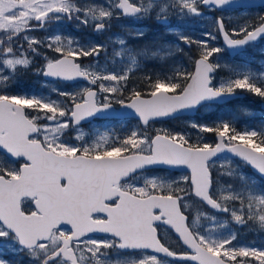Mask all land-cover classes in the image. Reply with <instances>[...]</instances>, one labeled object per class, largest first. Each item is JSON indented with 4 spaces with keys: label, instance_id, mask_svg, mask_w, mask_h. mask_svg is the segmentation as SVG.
Wrapping results in <instances>:
<instances>
[{
    "label": "snow or ice",
    "instance_id": "6c2138e0",
    "mask_svg": "<svg viewBox=\"0 0 264 264\" xmlns=\"http://www.w3.org/2000/svg\"><path fill=\"white\" fill-rule=\"evenodd\" d=\"M253 6L0 0V264H23L13 258L20 254L28 264H264V236L240 238L241 230L264 233V125L219 116L180 131L156 126L240 93L264 101V71L219 55L264 40V15L225 24L224 13ZM215 12L201 38L172 24ZM144 20L175 41L149 43L142 28L129 27ZM65 23L105 39L82 42L59 31ZM218 36L223 47L209 43ZM149 65L159 70L135 75ZM29 72L38 87L20 89ZM120 120L136 126L91 140L80 131Z\"/></svg>",
    "mask_w": 264,
    "mask_h": 264
},
{
    "label": "rangeland",
    "instance_id": "374dc122",
    "mask_svg": "<svg viewBox=\"0 0 264 264\" xmlns=\"http://www.w3.org/2000/svg\"><path fill=\"white\" fill-rule=\"evenodd\" d=\"M221 15V14H220ZM225 17V20H227L228 24L231 27L236 26L238 23H243L244 19H255L258 15H264V9H256L253 12H248L245 13L244 12H227L223 14ZM213 17H215L213 15V13L209 14L206 18L204 19H200V18H193L190 20H186L184 22L179 23V28L182 29L185 34H190L193 35L194 37H196V35H201L202 32L205 31H210L212 30V23H213ZM172 22H176L175 20H173ZM142 21L140 22H132L130 23V27L131 28H135V25L137 24H141ZM135 24V25H133ZM132 25V26H131ZM62 26V25H61ZM59 26V31H60V27ZM57 26L53 25V30L56 29ZM74 28L76 29V27L74 26ZM116 28H114L115 30ZM90 35V34H89ZM43 36V35H42ZM184 53H189L191 56H193L192 51L190 52L189 49L184 46ZM221 57L222 55L219 54ZM246 58V64L244 65L242 63V61H238L235 63H232L231 65L241 68V69H250L253 72H260V71H264V46H254L253 48H251V50H249V52L246 54L245 56ZM222 60L224 62H227L226 58L222 57ZM177 63H183L185 64L188 68H189V61H188V56L183 54L182 59L180 60H176ZM229 63V62H227ZM230 64V63H229ZM145 69H148L150 71H158V69H153L151 67H147ZM139 74H142L140 72V70L135 72V75L138 76ZM60 87H64V85H59ZM81 86H86L84 84H81ZM260 105V104H258ZM257 104L250 106H244L241 115L235 116L237 117V126L238 127H243L244 125H253V126H260L262 124H264V120L261 121V119L264 118V112L263 111H259L256 109V106H258ZM217 109L212 110L211 112L206 111V110H201L198 113L197 118H184V119H180V120H174L171 123L169 122H165L163 125L157 124V127H166V128H170L176 131H180V130H185L187 127V124L190 120H197L199 122H203L201 120H203L208 114H211L213 112H217ZM221 113V112H220ZM201 118V120L199 119ZM257 119V120H256ZM260 119V120H259ZM135 127V125L131 124V125H127L124 124L123 127L121 126H113L107 123H99V124H93L90 127H85L82 128L80 131H82L85 134V138L86 139H94L96 138L98 135L106 132V131H112L113 128H115L116 131L119 132H124L129 128H133ZM118 128H121L119 130H117ZM193 135H195V132L193 130ZM73 134H69L68 139L69 140H73ZM257 180L259 178H256ZM262 236H264V233H257L255 231H248V230H241V240L242 241H251V240H259Z\"/></svg>",
    "mask_w": 264,
    "mask_h": 264
},
{
    "label": "flooded vegetation",
    "instance_id": "af4514ba",
    "mask_svg": "<svg viewBox=\"0 0 264 264\" xmlns=\"http://www.w3.org/2000/svg\"><path fill=\"white\" fill-rule=\"evenodd\" d=\"M256 9H259V8H256ZM256 9H244V10H236V11H231V12H244V14H245V13H248V12H253ZM260 9L263 10L264 8H260ZM220 14H221L220 12L213 13V15L215 17H219ZM172 24H173V26L179 28V23L177 21L176 22H172ZM225 24H226V26H228L230 28V25L228 24L227 20H225ZM69 25H70L71 29L76 32L77 37H79L82 42H86V41H88L90 39H94V40H97V41H103L105 39L104 36H97L89 28H82L79 31H77L74 28V26H75L74 24H69ZM133 25H135V24H133ZM129 27H130V23H129ZM114 28H116V29L114 30ZM114 28L112 29L113 33L122 34L120 28H118V27H114ZM135 28H142L145 31V33L147 34V42H149V43H171V42L175 41V37L172 36L171 34H169L165 30V28L163 26L157 25L155 20H144V21H142L141 24L135 25ZM33 35L42 36V35H45V33L37 32V33H33ZM196 37L197 38H201V35L197 34ZM209 43L212 46L223 47L222 37H220V36H218L216 40L210 41ZM256 45L257 46H260V45L264 46V40L258 41L255 44V46ZM181 47L184 48V45H181ZM253 47L254 46H249L242 53L236 54L234 56H231V53H229L227 50H225L223 53H221V55H222V57L226 58L227 62H229L230 64L238 62V61H242V63L245 65L246 64L245 56L249 52V50H251V48H253ZM182 57H183V54H178L175 57V60H180V59H182ZM90 61H91V58H87V59L84 60V63L87 64ZM101 63H103V58L101 59ZM111 67H112V65H109V68H111ZM149 67H151L153 69H158L159 68L158 66H154V65H149ZM191 69H192V65L190 67V70ZM145 71H150V70H148V69L140 70V72L142 74H139L138 76L143 75V73ZM80 83L86 85V82H80ZM25 84L26 85H31V86H33V88L34 87H38V85L36 83V78L34 76H32V74L30 72L22 74L18 78V87L20 89H23V86ZM126 123H127V125H131V124L135 125V121H133L131 123H128V121H126V120H120L118 122L114 121L111 124L110 123H107V124H110V125H113V126H121V127H123V125L126 124ZM93 124H97V123H93ZM93 124H91V125H93ZM91 125L85 124L83 128L90 127ZM170 242H174V241H170ZM13 258H15L17 261L23 260V264H28V258L26 256H24L23 254H20L19 256H15Z\"/></svg>",
    "mask_w": 264,
    "mask_h": 264
},
{
    "label": "trees",
    "instance_id": "16d2710c",
    "mask_svg": "<svg viewBox=\"0 0 264 264\" xmlns=\"http://www.w3.org/2000/svg\"><path fill=\"white\" fill-rule=\"evenodd\" d=\"M60 31L64 33H71L73 36H77L76 32L73 31L69 24L65 23L60 27ZM192 53L196 55L195 50L193 48ZM33 88L31 85H24L23 89H30ZM246 99H240L232 102L230 106H224L219 107L217 112H213L211 114H208L203 120L202 123H210L212 120L216 119L219 116H222L223 118L227 119L229 116H238V114L243 110L244 103H246V100L252 99L255 102H260L261 100L251 94L246 93ZM221 112V113H220Z\"/></svg>",
    "mask_w": 264,
    "mask_h": 264
},
{
    "label": "water",
    "instance_id": "95a60500",
    "mask_svg": "<svg viewBox=\"0 0 264 264\" xmlns=\"http://www.w3.org/2000/svg\"><path fill=\"white\" fill-rule=\"evenodd\" d=\"M253 3H254V5L255 6H253V7H249V8H247V9H252V8H257V7H264V4H262L261 3V0H253ZM238 9H241V8H238ZM242 9H244V8H242ZM222 42H223V40H222ZM229 51V50H228ZM229 53H231L230 51H229ZM234 55H236V54H232L231 53V56H234ZM240 97H244V94H239V98ZM235 100V99H234ZM233 101V100H232ZM262 109L264 110V103H262ZM197 113H195V114H186L185 116H190V117H193V116H195Z\"/></svg>",
    "mask_w": 264,
    "mask_h": 264
},
{
    "label": "bare ground",
    "instance_id": "6f19581e",
    "mask_svg": "<svg viewBox=\"0 0 264 264\" xmlns=\"http://www.w3.org/2000/svg\"><path fill=\"white\" fill-rule=\"evenodd\" d=\"M241 113H242V111L238 114V115H241ZM257 120V119H256ZM262 125H264V124H262Z\"/></svg>",
    "mask_w": 264,
    "mask_h": 264
}]
</instances>
